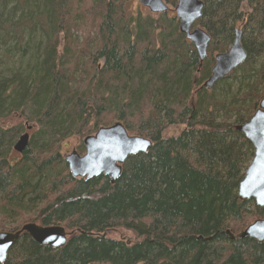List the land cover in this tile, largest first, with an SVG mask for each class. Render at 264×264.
Here are the masks:
<instances>
[{
    "label": "trees",
    "instance_id": "1",
    "mask_svg": "<svg viewBox=\"0 0 264 264\" xmlns=\"http://www.w3.org/2000/svg\"><path fill=\"white\" fill-rule=\"evenodd\" d=\"M128 1L0 0V43L12 40L20 57L0 77V231L35 223L68 233L55 249L23 232L2 264H264V242L226 234L264 217L237 195L253 157L237 126L264 96V0H202L195 25L211 41L201 65L173 14L128 13ZM86 24L91 44L77 43L72 31ZM236 27L247 59L208 91L213 57ZM37 30L32 50L20 44ZM237 72L254 79L227 101L215 98ZM116 121L151 146L129 156L113 183L72 177L63 145ZM174 124L184 127L163 137ZM118 231L131 238L110 236Z\"/></svg>",
    "mask_w": 264,
    "mask_h": 264
},
{
    "label": "water",
    "instance_id": "2",
    "mask_svg": "<svg viewBox=\"0 0 264 264\" xmlns=\"http://www.w3.org/2000/svg\"><path fill=\"white\" fill-rule=\"evenodd\" d=\"M151 13H166L169 9L163 0H138ZM204 3L202 0H177L173 9L179 25L178 29L184 37L192 43L200 64L207 56L210 36L194 23L201 18ZM242 31L236 29L234 38L228 50L214 55V63L210 75L204 81L202 88L211 90L216 83L245 63L247 53L241 43ZM26 126V130H31ZM245 139L252 145L253 157L246 167L243 177L237 186L240 201L253 200L255 205L264 209V96L260 99L258 108L243 124L237 126ZM29 142V134L25 132L19 136L13 145V150L23 153ZM85 153L79 155L75 149L64 156L68 171L72 177L90 180L100 175L108 176L113 183L121 174L122 165L132 155L145 153L151 146V140L129 135L120 121L110 126H100L93 134L82 139ZM27 233L36 243L52 248L62 247L68 233L62 226H41L27 223L16 232L0 231V264L7 257L9 249L19 238L21 233ZM230 238H249L258 243L264 242V217L256 219L242 232Z\"/></svg>",
    "mask_w": 264,
    "mask_h": 264
},
{
    "label": "rangeland",
    "instance_id": "3",
    "mask_svg": "<svg viewBox=\"0 0 264 264\" xmlns=\"http://www.w3.org/2000/svg\"><path fill=\"white\" fill-rule=\"evenodd\" d=\"M169 8H170V11H168L167 13L169 15L173 14V16H175L174 11H173L174 7H169ZM126 10L128 13H136L137 11H140L142 15H146V14L150 13L147 8H145L144 6H142L138 2V0H129L126 3ZM43 27H44V25H43ZM237 28L238 27H236V29ZM44 29H45V27H44ZM84 29H86V30H83V32L72 31V35L77 38V43L84 42L85 39L88 37L87 41L89 42V44H91V38L93 37V30L89 28L88 24L85 25ZM239 29H241V27H239ZM40 32L41 31H38V30L35 31L33 33V35L31 36V38H28L29 39L28 43H27L28 39L23 37L22 39L19 40L20 44L24 45V43H25V45L27 44V46L30 48V50H32L34 48V44L38 40H40V38H42ZM13 45L14 44H13L12 40H8L5 44L0 43V77L7 75V72L9 70H11V69L16 70L18 67H20L19 53L12 49ZM5 49H7V50L9 49L8 50L9 53L7 55L8 56L7 58L3 57V52L5 51ZM259 63H260V61L253 62L252 68L253 69L258 68ZM250 72L251 71H249L248 74L250 76L253 75ZM235 75L236 76L234 79H228L226 81L225 85H222L221 88H218V89L213 91L215 98L220 99V100L224 99L227 101L231 97H233L236 93H240V92H243L245 90V85L248 81L247 79H249V78H247V77L243 78L242 72H237ZM253 79H254V77H251L249 80L253 81ZM189 103H191V104L194 103V99L192 98ZM246 105H248V103H246ZM183 127H184V125H181V124L169 125L163 131V137L177 136ZM29 133L31 134V131H29ZM93 133H91V134H93ZM82 139L80 140V139H76V137H72L70 141H68L66 144L63 145L64 146L63 155L68 154L72 149H76L75 146H77L78 143L81 142V144H82ZM83 152H79V154H82ZM110 236H113V237L126 236L128 238H131L130 234L128 232L126 233L124 231L114 232L113 234H110Z\"/></svg>",
    "mask_w": 264,
    "mask_h": 264
}]
</instances>
